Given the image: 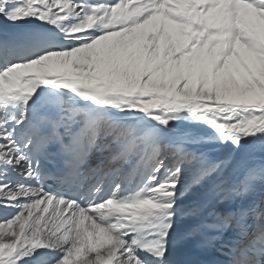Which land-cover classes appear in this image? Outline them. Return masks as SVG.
<instances>
[{
  "label": "snow or ice",
  "instance_id": "snow-or-ice-1",
  "mask_svg": "<svg viewBox=\"0 0 264 264\" xmlns=\"http://www.w3.org/2000/svg\"><path fill=\"white\" fill-rule=\"evenodd\" d=\"M0 264H264V0H0Z\"/></svg>",
  "mask_w": 264,
  "mask_h": 264
},
{
  "label": "bare ground",
  "instance_id": "bare-ground-1",
  "mask_svg": "<svg viewBox=\"0 0 264 264\" xmlns=\"http://www.w3.org/2000/svg\"><path fill=\"white\" fill-rule=\"evenodd\" d=\"M193 245H196V244L193 242V243H190V244L187 245V246H184V247L182 248V251H183L185 254H187L188 250H189Z\"/></svg>",
  "mask_w": 264,
  "mask_h": 264
}]
</instances>
